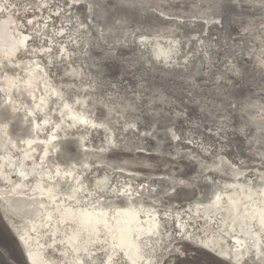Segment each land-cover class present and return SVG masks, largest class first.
Returning a JSON list of instances; mask_svg holds the SVG:
<instances>
[{"label": "rangeland", "instance_id": "1", "mask_svg": "<svg viewBox=\"0 0 264 264\" xmlns=\"http://www.w3.org/2000/svg\"><path fill=\"white\" fill-rule=\"evenodd\" d=\"M47 2L48 0H8V6L5 7L4 0H0V19H2L3 15L11 16L12 34L23 32L31 36L37 24L40 29H44L45 24H47L48 32H66L72 27V21H69L66 17L55 19L56 8L45 11L43 7H40V4ZM52 2L55 3L56 0H52ZM234 2L236 3V12L232 14L234 22L231 25H225L222 31L204 23L202 34L200 31L202 21L197 19V17L204 16L218 19L219 17L211 15L213 11L217 10L214 8L217 0H114V3L127 9L128 13H135V19L121 11L116 14L115 19L117 21L123 19L126 21L125 24L106 22L97 25L98 29H102L103 35H100L98 31L94 38L86 37L83 42L77 40L76 45L78 47L69 46L67 43L62 44L61 47L71 54V56L67 57L70 63L66 70L71 72L72 69H77L85 78L82 83L80 82V77L76 78L77 88L87 89L90 94L95 95L97 98H103L109 107L116 105L123 108L124 104L130 102V98L134 95L133 88L141 82L142 73L144 93L148 100H151L152 91H156L159 95L168 97L174 102L176 107H174L172 112H169L168 105L162 104L163 115H157L152 122V128L157 130L156 141L160 145L158 153L160 156L167 157L171 154V157L178 160V153L183 154L184 151L190 150L177 140L169 139L164 135L165 129L172 127L169 123V118L175 120L176 112L183 110L186 114H190L189 118L191 120L199 122L200 134L195 135L193 138L205 143H208L209 140H215L216 127L213 126V121H216L217 125L223 123L222 138L227 144V148L223 153L224 159L234 163L237 157L241 160H249V157H252L249 163L255 166L251 167L250 172L249 168L241 169L244 170L245 177L240 176L239 180L240 182L245 181L255 188L256 186L258 187L260 182L257 173L259 171L264 172V168L260 167V153H264V0H234ZM173 4H180V8L170 7ZM12 5H15V7ZM31 5L36 6L35 10ZM185 5H188V7H185ZM33 11L34 14H32ZM165 15L166 17H164ZM27 20H32L33 24L28 25ZM162 20L169 22H161ZM62 21L63 27H61ZM176 31L178 35L175 36L177 34ZM205 35L210 36V42L214 45L210 50H203V56L208 57V60L200 55L201 41H204ZM196 37H199V39L193 42V38ZM67 39V36H65L64 40L67 41ZM175 39L178 43L176 47L172 43ZM142 40L146 41V43H141ZM217 40L220 41L219 44L216 43ZM153 42L165 45L168 50H171L170 63L162 64L153 61L151 56ZM204 42L208 43L209 41ZM49 43H52L50 38ZM47 46L45 45V47ZM32 47H36V45H32ZM173 49H175L174 52L172 51ZM109 51L112 53L111 58L106 55ZM32 59L40 61L38 56ZM209 60L211 65H209ZM186 62L188 63V68L184 67ZM2 65H4L3 62L0 63V67ZM11 65H19V67H16L14 71L7 72V69H5L0 72L1 80H3L2 78H4L3 76L6 72L7 75H12L16 79H22L26 75L27 71L23 68L19 53L18 60H13L8 66ZM231 65H235L239 71L230 70ZM40 66L42 67L41 71H48L44 63H40ZM41 76L43 77V73ZM62 76L63 73L61 72L57 74L56 79L49 77L50 84L56 86V88L58 87V89L61 85L68 84L70 81L67 78L62 79ZM101 81L106 84L110 82V86L106 89L97 87V83ZM39 85L35 84V86ZM4 89V85L0 83V103L3 102V97L6 94L3 91ZM39 92L37 91V94ZM135 95L139 97L140 93L136 92ZM16 97H14L16 98L15 100L23 101L22 96ZM158 99L159 97H157ZM18 101H12L14 107L18 105ZM31 102L33 103V101ZM31 102H26L23 108L18 107L20 112H25L26 107L32 105ZM49 107H53V105H49ZM88 107L92 108V105L89 104ZM94 111L99 114L100 108L97 107ZM34 114L37 116L36 112ZM105 114H107V111ZM40 116L37 117L39 118ZM52 117L56 118L55 115ZM23 118L24 116L21 113L19 119H10L8 123L9 131L12 136L16 137L15 140L17 141L23 135L30 133L27 123V126H20V120ZM112 118L115 120L116 116L113 115ZM157 121L159 122L157 123ZM16 122V127L12 129L10 124ZM176 122L177 124L180 123L179 120ZM237 129H243V133H238ZM140 130L141 132L145 131L143 128ZM21 131L24 132L18 137L17 135ZM46 132V128L40 129L38 135L43 136ZM130 135L131 133H129ZM100 144L101 140L96 138L90 144H86L85 147L92 149ZM17 151V149L12 150V155L16 159L15 165L7 168L3 167V170L8 171L11 169L10 172H13L18 168L19 154ZM33 152H35V157H38L39 153L37 150H33ZM1 153L2 150H0ZM151 154L153 152L146 147L143 157L138 154H135V159L123 156L119 163L124 166V175H120L119 168L113 169L108 166L109 164H116L117 161L102 162L96 159L95 165H93V157L87 154L82 155L83 157H80V160L93 170L92 175L96 179H103L105 176L112 179L115 176L116 180L119 181L149 184L150 180L147 172L136 173L134 170L145 164L153 163L147 160V156ZM186 162L187 157L175 166L162 165L159 171L153 170L151 176L153 179L159 180L168 177L169 174H173L177 178L182 179L183 177H180L179 173L186 171ZM207 163H211V161L209 160ZM74 164L79 169L80 165L76 161ZM102 167L105 168L104 171H100ZM196 167L199 169L200 166L197 164ZM221 167L224 168V165H221ZM245 170L247 171L245 172ZM128 173H133L135 179L133 180V176H129ZM192 175L195 176L196 174L192 173ZM205 175H208V173L206 172ZM16 178L18 179V177ZM16 178L9 173L10 180H15ZM81 179H83V176H81ZM230 179L231 175L217 174L215 176L216 183H211V177L209 180L200 177L193 189L196 198L185 202L174 200L172 204L177 207L172 208L169 205L168 208L163 209V212H170V214L167 216V227L163 228L159 235L162 240H159L153 248L147 246V251L153 252V264H156L157 255L160 251L165 252L164 257L161 258V264H163V260H168V264H181V261L185 258L194 259L196 264H223L224 260L220 259V257L217 258L218 256L216 257L213 253L208 252L207 249L201 248V246L194 243L196 238H199V242L207 246L212 244L210 241L212 238L217 237L221 243L227 244L229 249H238L237 245L234 246L231 238L223 235V233H226L224 231L226 228L223 224L222 226L220 224V215L205 216L203 214L205 203L201 202V200L211 197L210 195H213L217 189H226L224 180L229 181ZM30 183L31 181H28L27 185ZM85 183H88V181H85ZM57 185L58 190L62 189V192H65L66 185L62 180ZM0 186V196L4 197L7 193L6 191L3 192V189L7 188V184H3L0 181ZM156 186V184H152V187ZM62 192H59L60 196ZM225 192L227 193V191ZM29 193L28 199L31 204L34 202L31 206L38 207L39 203L36 199L41 200L40 197L36 196V194L33 195V191ZM199 200L200 202H198ZM225 200L226 197L223 201ZM137 202H142V204L152 207L158 226L164 224L165 217L162 209L156 206L159 205V201L153 204L150 201L133 200V203ZM48 209H52L50 205H48ZM144 214L145 212L141 209L138 217L143 219ZM4 222L3 224L0 220V264H25V255L18 245L17 238L18 233H22L25 238H28L30 232L26 233L25 230H22L21 223ZM255 225L257 227L254 228L260 232L258 225ZM8 227L14 231V237ZM174 232L177 235L183 232L186 240L191 241L193 247L187 253L184 252L186 246L184 240H178L174 244L169 245L171 248L178 249L179 253H183V255H178L175 252L169 254L161 248V244L168 240ZM33 236L35 237L34 234L31 235L32 238H34ZM261 242L264 244V240H261ZM29 248L32 254H36L39 247L35 248L34 245ZM197 248L199 251L196 250ZM140 249L142 248L140 247ZM89 250H94L91 245H89ZM42 253L41 256L46 258L61 259L60 257L47 254L44 249H42ZM84 258L85 255L81 257V259ZM65 260L68 263L61 259V264H74L72 256L65 257ZM249 262L248 264H254L250 260Z\"/></svg>", "mask_w": 264, "mask_h": 264}, {"label": "snow or ice", "instance_id": "2", "mask_svg": "<svg viewBox=\"0 0 264 264\" xmlns=\"http://www.w3.org/2000/svg\"><path fill=\"white\" fill-rule=\"evenodd\" d=\"M4 5L5 7L8 6V0H4ZM12 6L15 7V5ZM31 6L35 10L36 6ZM40 7H43L45 11L56 8L55 19L66 17L69 21H72V27L66 32L56 33L48 32L47 24H45L44 29H40L37 24L32 35L23 37L17 47L21 61H32L36 68H40V63H44L45 68L48 69L47 72L43 73V82L47 86L44 89L45 95L40 98V103L36 104L35 112L37 116L42 115L44 117L43 124L47 126L50 133L47 141L49 148L44 149L43 157L33 158L30 153H26L27 159L33 161V163L35 159L41 160L40 165L33 167V178H35L37 169H39L42 183L62 180L66 185L65 192L67 195L63 197L64 203L57 205L54 211L58 216L59 223L74 229L72 236L67 237L69 242L78 243L80 237L87 234L88 239L85 246L78 249V251L85 254V258L78 259L77 264H127L129 257L123 251L125 247L124 232L122 230L113 231L112 228H109L105 219L107 214L97 212L99 207L111 206L117 201L121 204L133 200L150 201L153 204L159 201V205L156 206L160 207L163 212V209L168 208L169 205L172 208L177 207L172 204L174 200L185 202L196 198L193 189L200 177H204L205 180H209L211 177V183H216L215 176L217 174L224 173L225 175L240 177L245 175L241 169L249 168L250 172L251 167L255 165L249 163L252 157H249V160H241L237 157L234 163L224 159L223 153L227 148V144L222 138L223 123L217 125L216 121H213V126L216 127L215 140H209L208 143L195 140L193 137L200 134L199 122L191 120L189 118L190 114H186L183 110L175 113V120L169 118L172 127L166 128L164 135L169 139L177 140L190 150L184 151L183 154L178 153V160L171 157V154L167 157L158 155L160 145L156 141L157 130L152 128V122L157 115H163L162 104L169 106V112H172L176 105L170 98L159 95L156 91H152L151 100H148L144 93L143 73L141 74V82L133 88L134 95L130 98V102L124 104L123 108L116 105L109 107L103 98H97L95 95L90 94L87 89L77 88L76 78L80 77L81 83L85 78L77 69H72L71 72L66 70L70 63L67 57L71 54L61 45L67 43L69 46L78 47L76 45L77 40L83 42L86 37L94 38L98 31L100 35H103L102 29H98L97 25L106 22L125 24V20L117 21L115 19L117 13L123 11L125 15H131L133 19H135V13H128L127 9L114 3V0H56L55 3L48 0L47 3L40 4ZM170 7L180 8V4H173ZM185 7H188V5H185ZM214 8L217 10L213 11L211 15L219 17L218 19L204 16L197 17L202 21L200 25L202 34L204 23L222 31L225 25H231L234 22L232 18V14L236 12L234 0H217ZM32 14H34V11ZM26 22L28 25L33 24L32 20ZM161 22L166 23L169 21L162 20ZM61 27H63V21ZM65 36L68 38L67 41L64 40ZM49 38L52 43H49ZM196 39H199V37L193 38V42ZM204 41L209 42L205 43ZM204 41H201L200 55L208 60V57L203 56V50H210L214 45L210 42L209 35H205ZM141 43H146V41L142 40ZM216 43L219 44L220 41L217 40ZM32 45H36V47H32ZM45 45L48 46L45 47ZM221 46L223 47V45ZM106 55L108 58L112 57L110 51ZM164 55L167 56V53H164ZM36 56L40 58L39 62L32 59ZM209 65H211L210 60ZM16 67H19V65L8 66L5 64L0 67V72L5 69L14 71ZM184 67L188 68L187 62ZM230 70L239 71L235 65H231ZM61 72L63 73L61 78H67L70 82L61 85L59 89L51 88L49 77L56 79L57 74ZM39 75L38 73L32 76L31 79L35 80ZM108 86H110V82L107 84L102 81L97 83V87L100 88L106 89ZM136 92L140 93L139 97L135 95ZM157 97H159L158 100ZM32 98L33 100L36 99L35 96ZM11 104V100H4L3 104L0 105V120H9L12 115L9 111ZM89 104L92 105V108L88 107ZM49 105H53V107H49ZM97 107L100 108L99 114L94 111ZM106 111L107 114H105ZM53 115L56 117L55 120L52 119ZM113 115L116 116L115 120L112 118ZM35 118L30 113L27 123L31 125ZM177 120L180 121L179 124H177ZM141 128L145 131L141 132ZM237 132L243 133V129H237ZM60 133H64V135L61 136ZM129 133H131L130 136ZM96 138L101 140L99 146L92 149L85 147L86 144H90ZM44 143V141L38 142L39 145ZM57 144L60 145L59 149L56 148ZM146 147L153 152V154L147 156V160L153 163L145 164L134 171L136 173L147 172L149 174V184L119 181L116 180L115 176L112 179H109L108 176L103 177V179H96L92 175L93 170L80 160L82 155L87 154L93 157V165H95L96 159H100L102 162L117 161L116 164H109L108 166L113 169L119 168L120 175H124V166L119 163L121 158L128 156L135 159V154L143 157ZM29 148L31 149V142H29ZM57 153L60 161L69 170L64 171L58 165L52 167L45 163L48 158L55 161ZM185 157H187L186 171L179 173V176L183 177L182 179L173 174L159 180L152 178L151 173L153 170L159 171L161 166L165 164L175 166L177 163L184 161ZM72 160H76L77 164L80 165L79 169L76 168L75 164L70 163ZM209 160L211 163H207ZM197 164L200 166L199 169L196 167ZM221 165H226V168H222ZM260 167L264 168V153H260ZM104 170L105 168H100V171ZM206 172L208 175H205ZM192 173L196 175L194 176ZM18 175L27 179L23 171L19 172ZM128 175L133 176V173H128ZM45 176L47 180H44ZM81 176H83V179H81ZM0 179L3 178L0 177ZM260 179L264 182V173L261 174ZM85 181H88V183H85ZM152 184L157 186L152 187ZM231 187L233 185H225L226 189ZM44 194V190L41 188V195ZM48 197L50 200L56 199L52 195V189L48 190ZM220 199L221 197L217 195L216 201L218 202ZM169 214L170 212H163L164 224L158 226L159 231L150 232V235L161 234L163 228L167 227V216ZM124 215L129 216L132 214L125 213ZM51 218L49 216L50 220ZM262 221H264V217H262ZM129 223H132V221L130 220ZM101 224L107 230L103 239H100L99 225ZM178 240L185 241V253L193 247L191 241L186 240L183 232H180L179 235L174 232L168 240L161 244V248L169 254L175 252L178 255H183V253H179L178 249L169 247ZM63 242L61 241V243ZM87 245H91L94 250L90 251ZM250 247L256 249V244L253 243ZM196 250L199 251L198 248ZM164 255V251L158 253L156 264H161V258ZM233 256L237 264H240L241 260L243 264H248V259H254L255 264H264V250L255 251L249 254L247 258L239 252L233 253L225 258L223 264H232ZM163 264H168V260H163ZM181 264H196V261L185 258L181 261Z\"/></svg>", "mask_w": 264, "mask_h": 264}, {"label": "bare ground", "instance_id": "3", "mask_svg": "<svg viewBox=\"0 0 264 264\" xmlns=\"http://www.w3.org/2000/svg\"><path fill=\"white\" fill-rule=\"evenodd\" d=\"M164 17H166V15ZM12 27L13 26H12L11 16L3 15L2 19H0V63L3 62L4 65L5 64L10 65L11 62H13V60H18L17 47L19 41L23 37L28 36V34L23 32H18V33L15 32L16 34H12L11 33ZM176 35H178V33L175 34V36ZM172 43L174 47H176L178 44L176 42V39ZM172 51L174 52L175 49H173ZM164 53H167V56H165ZM151 56H153L154 62L157 61L162 64H167L171 62L170 57H172V53L171 50H168L167 46L153 42L151 49ZM34 60L39 62L36 59ZM21 62H23V68L27 71L26 75H24L22 79H16L11 74H10L11 76L7 75L8 70H6L7 72L4 74L3 76L4 78H2L3 80L0 79L1 80L0 83H2L5 87L3 91L6 93L5 96L3 97V102L4 100H11V101L14 100L17 102L19 98H17L16 96L18 97L22 96L21 97L22 99L24 97L23 101L22 100L18 101L17 106L14 107V105L11 104V107L9 109V111L12 113L9 120L10 119L17 120L19 119L21 113L23 114L24 118L20 120L21 122L20 126L26 125L30 113L31 114L33 113V116L36 118L33 119L31 125H29L28 123H27L28 126L26 125L29 128L30 133L23 135L21 138H19L18 141L15 140L16 137L12 136L11 132L9 131V127H8L9 120L7 121L0 120V150H2V153L0 154V177L3 178L0 180L3 182V184H7L6 186L7 188L3 189V192L6 191L7 194L5 193L6 195L4 197L0 196V206L3 209H7L8 215L5 216L6 222L9 223L13 221V222L21 223L20 226L22 227V230H25L26 233L30 232L28 238L27 237L25 238L22 235V233H18V238H17L18 245L23 251L25 258L29 260V262L26 260L27 264H61L62 263L61 259L64 260V262L68 263L65 260V257L68 258L71 256L73 258L72 262L74 264H77L78 259H81V257L85 255L83 252L78 251V249L80 247L85 246V242L87 241L88 237L87 234H83L80 237L78 243H72L67 240V237L72 236L74 229L67 225L59 223L58 216L54 211V208L57 205H62L64 203L63 197L67 195L66 192H62L63 191L62 189L61 190L59 189L62 192V195L61 196L59 195L60 191L58 190L57 184L60 183L61 180L42 183L41 182L42 177L41 174H39V169H37V174L35 175V178H30L33 177L32 174L33 167L35 165H40L41 160L35 159V162L33 163V161L27 159L26 153H30L33 156V158H35V152H33V150L35 151L37 150V152L39 153V154L36 153L38 154V157H43L44 149L49 148L47 141L50 137V133L48 131L47 126L43 124L44 117L41 115L38 118L34 114L35 106L36 104L40 103V98L45 95L44 89L47 86L44 84L43 77L41 76L42 73H44V70L41 71L42 68L41 66L40 68H36L35 64H33L32 61H21ZM4 65H2V67ZM38 73L40 75L37 76L35 80H32L31 77ZM35 84L36 85L40 84V85L35 86ZM50 86L51 88L58 89V87L56 88V86L54 85L50 84ZM37 91L38 92L40 91L39 94H37ZM13 96L16 97L18 100H15L16 98H14ZM33 96H35L36 98L35 100H33L32 98ZM29 101L30 102L33 101V103L31 102L32 105L26 107L25 112L22 111L20 112L18 107L23 108L24 104L26 102L29 103ZM3 102H1L0 105H2ZM45 110L47 111V109ZM18 115L19 117H17ZM52 119L55 120L56 118L52 117ZM56 122L58 123V121ZM45 128L47 129L45 135L43 136L38 135V131L40 129H45ZM20 130H22V128H20ZM23 132L24 131H21L19 135L17 134L16 135L19 137L20 134ZM60 135L63 136L64 133H60ZM39 141H44L45 143L43 145H39L38 144ZM29 142H31V149L29 148ZM59 147L60 145L57 144L56 148L59 149ZM13 149H17L18 150L17 153L19 154L18 168L16 169L17 171L15 170L13 172H10L11 169H9L8 171L3 170V167L7 168L8 166L15 165L16 159L12 155ZM81 159L83 160V158ZM75 161L76 160H72L70 161V163L74 164ZM45 163L51 165L52 167L58 165L64 171L69 170L67 169L65 164L60 161L58 153L55 161H53L51 158H48L45 161ZM217 163H219V161H217ZM224 168H226V165H224ZM21 171L25 173L27 179L20 177L18 175V173ZM246 171L247 170H245V172ZM9 173L14 174L13 176L18 177V179L16 178L15 180H10ZM262 173L264 172L259 171L257 173V177L259 179ZM222 174L224 173H220V175ZM27 180L31 181L29 185H27L28 184ZM44 180H47L46 176L44 177ZM224 184L233 185V187L227 189H224L222 187L224 190L219 188L213 193V195L210 193L211 197L208 198L205 197L206 199L201 200V202L205 203V206L203 207V214L207 217L213 215L215 216L219 214L221 220L220 224L221 226L223 224V226H225L226 228L224 229V231L226 232L225 234L228 233L229 238L232 239L234 246L236 245L238 246L237 247L238 249H229L228 245L221 243L219 238L217 237H214L210 240L212 243L211 245L212 247L215 248L218 247L219 253H221L224 256H228L229 253L233 254L236 252L244 254V252H247L249 250L250 246L253 243L260 246V244L262 243L261 240H264V221H262V217H264V182H262L260 179L258 187L256 186L257 188L256 187L254 188L250 186L251 184L249 185L245 181L240 182L239 177L231 176V179L229 181L224 180ZM41 188L44 190L45 193L44 195H41ZM49 189H52V195L56 197L55 200L49 199L48 197ZM30 191L31 192L33 191L32 193L33 195L36 194V196L40 197L41 200L36 199V201L39 203L38 207L31 206L34 204V202L31 204L30 200L28 199V197L30 196L29 193ZM225 191H227V193ZM217 195L221 197L220 201L218 202L216 201ZM225 197L226 200L223 201ZM198 202H200V200ZM48 205L51 206L52 208L51 210L48 209ZM141 209L145 212L143 219H140L138 217L139 211ZM231 209L234 211L235 217L241 220L240 222H242V225L236 228L231 227L232 232L229 233L228 228L229 226H232V224L231 221H229L226 218V214ZM97 212H102L107 214L105 219L107 220L108 227L112 228L113 231L122 230L124 232L125 247L123 251L129 257L127 264H153L152 263L153 252H151L150 250H149L150 252L147 251L148 248L147 246L153 248L157 244V242H159V240H162V238L159 235L149 234L150 232L158 231V221L157 218L155 217V212L152 207L146 206L145 204H142V202L133 203V201H130L128 203L121 204L117 201L113 203L111 206L99 207L97 209ZM125 213H131L132 215L126 216L124 215ZM256 215L258 217V220L256 218ZM49 216L52 217L51 220L49 219ZM130 220L132 221V223H129ZM255 224L258 225V229L260 232H258L255 229L257 227ZM58 230L60 231V233ZM99 230H100V239H103L104 234L106 233L107 230L104 228L103 224L99 225ZM10 231L14 237V231L11 229ZM32 234L35 235V237L33 236L34 238L31 237ZM224 236L226 237V235ZM50 241L56 243L55 245L53 244L52 245L56 247V250L58 252H60V255L57 256L61 258L60 260H53L52 258L49 257L46 258L41 256L42 249H45L47 243ZM61 241L64 242L61 243ZM219 243H221L220 246ZM34 245L35 248L39 247L37 248L38 251L36 252V254H32L29 248L30 246L32 247ZM87 247L89 248V245H87ZM140 247L142 249H140ZM201 248H205V247H201ZM208 252L210 251L208 250ZM215 256L217 257V255ZM217 258H219V256Z\"/></svg>", "mask_w": 264, "mask_h": 264}, {"label": "water", "instance_id": "4", "mask_svg": "<svg viewBox=\"0 0 264 264\" xmlns=\"http://www.w3.org/2000/svg\"><path fill=\"white\" fill-rule=\"evenodd\" d=\"M152 58H153V56H152ZM24 99V98H23ZM17 117H19V115L17 116ZM12 123V122H11ZM16 124H17V122L16 123H13V124H10V127L12 128V129H14L15 127H16ZM14 175V174H13ZM16 178V177H15ZM1 181V180H0ZM6 215H8V212H7V209H3L1 206H0V220L2 221V223H3V221H5V216ZM226 218L229 220V221H231V224H232V226H229V228H228V231H229V233H231L232 232V228L231 227H239V226H241L242 225V222H240L241 220L238 218H236L235 217V215H234V211L231 209V210H229V212L226 214ZM256 218H257V220H258V217H257V215H256ZM4 224V223H3ZM224 235H226V237L227 238H229V236H228V233L227 234H225V233H223ZM186 237V236H185ZM263 239V238H262ZM223 242V241H222ZM194 243H196L197 245H199V246H201V247H205L207 250H209L211 253H213V254H215V255H217V256H219V257H221L220 259H222V260H225V258L226 257H228V256H231L232 254H228V256H224V255H222L221 253H219V250H218V247H213L212 248V245L211 244H209V245H204L203 243H201V242H199V238H196L195 239V241H194ZM55 245L56 243L55 242H53V241H50V242H48L47 243V245H46V248L44 249V251L47 253V254H50V255H52V256H54V257H57V256H59L60 255V252H58L57 250H56V247L55 246H53V245ZM220 244L221 243H219V246H220ZM216 246V245H215ZM262 246H264V244H260V246L259 245H257L256 244V249H253V248H249V250L247 251V252H244V254H242L245 258H247L248 256H249V254H251V253H253V252H255V251H258V250H264V247L262 248ZM28 261L29 262V260L27 259V258H25L24 259V261ZM249 260L252 262V263H254L255 264V261H254V259H248V263H250L249 262ZM25 264H26V262H25ZM232 264H237V261H236V259H235V257H233V259H232ZM240 264H243V261L241 260L240 261Z\"/></svg>", "mask_w": 264, "mask_h": 264}]
</instances>
